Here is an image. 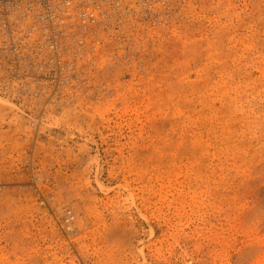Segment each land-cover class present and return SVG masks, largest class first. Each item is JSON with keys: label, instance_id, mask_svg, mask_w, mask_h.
I'll use <instances>...</instances> for the list:
<instances>
[{"label": "rangeland", "instance_id": "obj_1", "mask_svg": "<svg viewBox=\"0 0 264 264\" xmlns=\"http://www.w3.org/2000/svg\"><path fill=\"white\" fill-rule=\"evenodd\" d=\"M70 1L0 60V264H264V0Z\"/></svg>", "mask_w": 264, "mask_h": 264}, {"label": "built area", "instance_id": "obj_2", "mask_svg": "<svg viewBox=\"0 0 264 264\" xmlns=\"http://www.w3.org/2000/svg\"><path fill=\"white\" fill-rule=\"evenodd\" d=\"M71 8L70 0H0V60L4 52L31 42L57 52L68 36Z\"/></svg>", "mask_w": 264, "mask_h": 264}]
</instances>
